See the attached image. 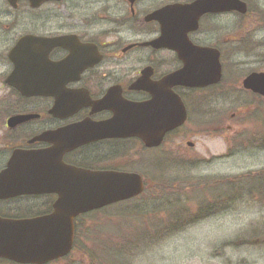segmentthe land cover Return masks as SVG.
Returning <instances> with one entry per match:
<instances>
[{"label":"flooded vegetation","instance_id":"af4514ba","mask_svg":"<svg viewBox=\"0 0 264 264\" xmlns=\"http://www.w3.org/2000/svg\"><path fill=\"white\" fill-rule=\"evenodd\" d=\"M239 1L245 13L232 9L234 5L229 10L227 0H0V117L7 114L0 129V175L6 171L13 150L48 151L49 156H61L68 167L136 173L147 189L145 177L134 172H140L134 167L140 152L155 154L165 149L190 121L192 113L200 116L207 100L237 91L264 100L243 88L247 77L264 71L250 70L240 83L238 78L226 79L235 77L239 52L250 54L256 47L264 48V39H257L264 31V0ZM196 2L200 4L197 27L187 33V39L197 56L193 53L188 60H193L192 70L202 79L212 71L219 56L220 82L206 88H172L186 107L188 119L168 133L161 146L146 147L137 137H110L116 131L104 127L126 103L153 102L154 107H159L166 101L168 94L164 91L152 94L151 90L134 86L140 80H148L149 84H141L145 88L160 83L183 68L175 50L157 48L152 43L162 35L161 21L172 27L174 11ZM171 6L179 7L152 19ZM191 17H178L176 21L194 20ZM34 86L39 87V94L27 96ZM28 115L37 118L9 123L15 117ZM43 135L48 139L33 142ZM176 147L181 149V145ZM58 199L53 192L6 196L0 198V218L46 216L53 212ZM79 218L74 222L75 241ZM0 264L17 263L0 257Z\"/></svg>","mask_w":264,"mask_h":264},{"label":"rangeland","instance_id":"374dc122","mask_svg":"<svg viewBox=\"0 0 264 264\" xmlns=\"http://www.w3.org/2000/svg\"><path fill=\"white\" fill-rule=\"evenodd\" d=\"M257 39H264V31L258 35ZM237 64L234 71L236 72L235 77L232 75L226 79L238 78L240 83L250 70L264 71V48L256 47L250 54L239 52ZM210 99L201 106L200 116L192 113L188 124L175 139L172 138L175 142L173 147L172 141L165 149L155 154L140 152L139 162L134 165L140 172L136 169L134 172L143 175L150 187L140 200L129 206L130 208L139 207L140 209H137L141 211L146 210L143 215L147 218L142 224L150 229L144 238L149 239L148 243L144 239L141 240L139 243L144 247L123 258L125 264H264V201L252 197L257 195L255 193H252V196L242 195L243 198L237 200L238 208L224 215L189 225L185 230L180 231L181 233L178 232L172 237L160 238L157 233L160 230L166 232L171 229L169 222L159 214L162 202L167 199L166 195H169L171 191L169 186L165 185L171 183V180H176L174 189L178 192L173 195V198L168 199L173 203L176 198L178 199V195H181V200L184 201L182 194H179L182 193V185L188 187L190 184L196 188L199 186L198 183H203L205 180L228 179L243 176L248 172L259 175L264 169L263 148L242 149L244 147L238 145V151L234 145H231L233 156L223 160L219 159L226 156L231 136H236L244 130L254 132L253 122L257 126L261 125L260 112L264 115V100L257 99L243 91ZM246 111L248 112L245 113ZM236 113L237 115L234 116ZM6 115L0 117V129L5 123ZM176 145H181V149H177ZM2 147L0 143V151H3ZM130 170H133V167ZM158 181L166 183L163 182L165 184L159 188ZM220 192L229 195L228 189L224 188L218 191L212 190L210 193L198 191L194 193L193 198L198 199L205 196L209 199L210 196H216ZM189 207L187 206V209L190 213H198L196 205ZM118 212L116 215L125 214L127 211ZM116 215L112 207L98 215H91L90 217L100 223L97 225V230L95 227L91 228L90 235L86 233L89 227H84V231L79 229V249L84 251L86 249L106 250L108 243H113L111 250L117 248L115 244L118 246L125 244V248L131 247L134 233L142 230L140 222L128 219L127 215L123 219H119ZM90 222L88 220L85 224L91 225ZM113 228L115 229L113 232L117 235L110 234ZM69 260L59 262V264L93 263L91 257L88 258L85 252L73 253ZM101 263L108 264L107 260Z\"/></svg>","mask_w":264,"mask_h":264},{"label":"water","instance_id":"95a60500","mask_svg":"<svg viewBox=\"0 0 264 264\" xmlns=\"http://www.w3.org/2000/svg\"><path fill=\"white\" fill-rule=\"evenodd\" d=\"M222 3L225 0H221ZM232 9L245 13V6L239 0H227ZM173 7V8H172ZM179 6L165 8L154 15L165 16ZM200 4L180 7L174 11L175 21L172 27L161 21V37L152 45L157 48L168 47L175 50L184 67L169 75L160 83L141 86L137 81L135 89H148L154 92L164 91L168 94L166 101L159 107L154 103H126L122 112H116L114 119L104 129L116 131L110 137H137L146 147H159L167 133L181 127L187 120V110L172 88L186 86L189 88H205L215 85L221 80L219 56L207 72L206 79L198 78L192 68L193 60L189 55L197 56L188 42L187 33L197 27ZM194 17V20L178 23V17ZM191 17V18H192ZM27 40V39H26ZM25 40L21 41V44ZM54 43L56 41H53ZM210 76V78H207ZM149 84V83H148ZM246 90L264 96V73H253L244 80ZM27 96L38 95V86L32 88ZM105 100L99 104L102 105ZM66 105V104H64ZM56 108L52 113H55ZM70 113V112H66ZM37 118L35 115L18 116L9 123H22ZM48 135L37 137L35 141H45ZM80 143L84 140L78 139ZM56 145V144H55ZM54 145V146H55ZM50 151V150H49ZM7 186L8 189H7ZM53 192L59 196L51 214L23 220H5L0 218V257L10 259L18 264H48L66 257L74 247V220L82 214L104 208L113 204L138 197L144 192V184L140 175L120 172H91L63 164L61 156H49L48 151L15 150L7 164V169L0 175V198L6 196L40 195Z\"/></svg>","mask_w":264,"mask_h":264},{"label":"trees","instance_id":"16d2710c","mask_svg":"<svg viewBox=\"0 0 264 264\" xmlns=\"http://www.w3.org/2000/svg\"><path fill=\"white\" fill-rule=\"evenodd\" d=\"M246 111L245 113H247ZM261 114V125L257 126L255 122H253L255 126L254 132H248L244 130L243 132L239 133L236 136H231V138L228 141V152L224 158H229L233 156V152L231 151L230 147L231 145H234L236 149L239 151L238 145H241V147H244L242 149L246 148H263L264 149V115L262 112ZM260 120V119H259ZM242 124V123H241ZM241 126V125H239ZM241 137L239 140H236L235 138ZM241 149V150H242ZM174 156V155H173ZM158 187H162L166 182L165 181H158ZM165 182V183H163ZM171 183H166L169 186V189L171 190L169 192V195H166L167 199L162 202V206L159 209V214L161 217L166 219L169 224L171 225L170 231L163 232L160 230L157 232L161 237H172L178 232L185 230L187 226L189 225H195L201 221H205L211 217H216L219 215H224L225 213L238 208L239 202L237 201L240 198H243L242 195H250L252 196V193L257 194L256 196H252L256 199H260L261 201H264V170H262L261 174H255V173H248L243 176H236V177H231L228 179H223V178H218V179H212V180H205L203 183H198V187L194 188V185L190 184L188 187H184V185L181 186L183 188L181 190L182 193V198L184 197V201L181 200V195H178V199L176 198L175 201L172 203L168 199L173 198V195L178 193L174 188L176 187V180L170 181ZM150 187L149 183L147 182V189ZM228 189V194L224 193L221 194L217 193L216 196H210L211 198H207L205 196L200 197V198H193V195L195 192L198 191H210L215 190L218 191V189ZM146 189V190H147ZM210 190V191H209ZM189 191V194L187 195ZM242 200V199H241ZM240 200V201H241ZM238 202V203H237ZM194 205H196L198 209V213L192 214L190 211L187 209V206H190L189 208H192ZM113 210L115 211V215L119 213L120 211V205L117 204L112 207ZM109 210V209H106ZM105 210H101L98 212H94L92 214H89L88 216L79 218L77 221V229L81 228L82 231H84V227H89L86 231L88 235H90V230L91 228L95 227L97 230V225L100 223L99 221H96L93 217H90L91 215H98L101 212H104ZM134 213H129L127 216L126 215H116L119 217V219H123L124 216L128 217V219H135L136 221L140 222V226L142 227V230H137L136 233L133 235V242L131 243L132 246L125 248V244L123 246H118L115 244V247L117 248H112L111 246L113 243H108L106 250H97L90 251L89 249H86V251L79 249L78 246V240H79V232L77 233V240H76V246L74 253L77 254H82L86 253L88 255V258L91 257V261H93L94 264H103L101 262H105L107 260L108 264H125L124 259L126 255H129L131 252L138 250L139 248H143L144 246H141L139 243L141 240L146 238L147 232L150 231V229H147L146 225L142 224L143 221H146V216L143 215L144 213L139 212L137 210L133 211ZM89 218V219H87ZM90 220L91 225L85 224L86 221ZM134 221V220H133ZM146 227V228H145ZM99 230V229H98ZM103 229L101 230V232ZM115 229L111 230V235L114 233V235H117ZM181 233V232H180ZM150 234V233H149ZM155 235V234H154ZM156 236V235H155ZM111 236H109L110 238ZM167 237V238H168ZM142 238V239H141ZM144 239L145 242L148 243V240ZM158 240V239H157ZM155 240V242L157 241ZM89 242V241H88ZM95 253V254H94ZM70 257L66 258L65 260H61L64 262L70 261ZM72 263V262H71ZM67 263V264H71ZM92 263V264H93Z\"/></svg>","mask_w":264,"mask_h":264},{"label":"bare ground","instance_id":"6f19581e","mask_svg":"<svg viewBox=\"0 0 264 264\" xmlns=\"http://www.w3.org/2000/svg\"><path fill=\"white\" fill-rule=\"evenodd\" d=\"M250 95V94H249ZM263 109H264V107H263ZM188 124V123H187ZM186 124V125H187ZM220 160H223L222 158H219ZM264 170V169H263ZM248 173H250V172H248ZM247 173V174H248ZM141 199V197H135V198H132V199H130V200H127V201H123V202H120L119 203V205H120V211H127V212H125V214H122V215H128L129 213H134L133 211H135V210H137V211H139V212H142V213H144V212H146V210H144V211H141V210H139L140 208L139 207H137V208H139V209H137L136 208V206H134V207H132V208H130V204H132V203H134V202H136V201H138V200H140ZM130 209V210H126V209Z\"/></svg>","mask_w":264,"mask_h":264}]
</instances>
